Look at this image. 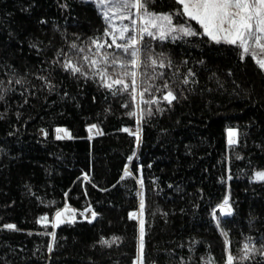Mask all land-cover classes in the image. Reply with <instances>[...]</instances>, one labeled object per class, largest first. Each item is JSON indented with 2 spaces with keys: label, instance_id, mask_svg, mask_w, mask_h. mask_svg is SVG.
Segmentation results:
<instances>
[{
  "label": "trees",
  "instance_id": "trees-1",
  "mask_svg": "<svg viewBox=\"0 0 264 264\" xmlns=\"http://www.w3.org/2000/svg\"><path fill=\"white\" fill-rule=\"evenodd\" d=\"M145 3L180 10L174 0ZM105 27L92 2L0 0V264H133L139 223L129 213L139 211L141 192L143 264H226L222 231L234 256L253 242L243 264H264V181L254 180L264 172V72L202 35L150 41L153 58L171 62L150 83L167 81L177 99L145 105L137 93L133 102L61 66L58 53ZM57 129L69 137L58 139ZM229 129L238 133L232 145ZM226 197L232 212L222 216ZM65 204L73 218L53 229Z\"/></svg>",
  "mask_w": 264,
  "mask_h": 264
},
{
  "label": "snow or ice",
  "instance_id": "snow-or-ice-1",
  "mask_svg": "<svg viewBox=\"0 0 264 264\" xmlns=\"http://www.w3.org/2000/svg\"><path fill=\"white\" fill-rule=\"evenodd\" d=\"M96 2L106 24L103 34L90 38V41L83 46L73 43L70 46L71 52L57 55L63 57L61 66L65 72L86 79H96L101 87L108 89L113 95L127 94L134 102L139 93L140 103L145 105H159L162 101H166L171 106L177 99L167 81L162 89L150 83L164 76V73L157 69L171 67V62L162 54L153 58L150 41H176L202 35L213 43L226 44L238 49L241 61L251 57L258 69L264 72V58H261L264 57V0H174L176 5L181 6L176 14L186 17L189 21H195L202 31L194 30L190 24L174 25L171 14H156L148 11L145 0H96ZM149 68L151 72L147 71ZM193 75L189 71L182 82L188 84L189 77ZM15 83L20 84L21 81L16 80ZM154 93L162 94L157 96ZM124 106L129 107L130 104ZM156 110L163 111L160 107ZM147 113L152 115L151 108L147 109ZM129 115L136 116L137 113L133 111ZM142 118L143 110L140 119ZM140 119H137V124L140 123ZM95 127L96 125H92L88 129L89 133ZM60 131L64 130L57 129V132ZM124 131L129 130L124 129ZM136 131L138 133L139 128ZM228 136L229 145L238 142L235 139L238 136L236 130L229 129ZM136 140L137 142L140 140L138 134ZM131 159L130 156L129 160ZM124 175H129L127 169ZM254 179L264 181V172H257ZM138 183L143 186L142 180ZM140 197L139 214L143 216L145 203L142 192ZM228 205L229 201L226 197L217 209L220 215H231L232 210ZM68 210L69 206L65 204L63 210L55 211L54 222L51 223L53 229L67 221L64 213ZM136 215V212H130L129 219H135ZM95 216L96 213L92 212V217ZM214 218H216L215 212ZM41 221L46 222L45 226H47L48 217H40L37 223ZM4 227L17 230L15 225L11 224ZM221 234L225 237L226 264H243V261L250 259L257 251L249 239L240 249V255L234 256L229 252L230 242L227 232L222 231ZM50 235L54 239L55 231ZM144 237L145 223L140 219L137 255L133 264H143ZM118 239L114 237L111 243ZM101 243L110 246L109 241L101 240ZM48 251H52L51 243L48 245ZM259 251L264 255V249ZM205 264H215V262L209 257Z\"/></svg>",
  "mask_w": 264,
  "mask_h": 264
},
{
  "label": "rangeland",
  "instance_id": "rangeland-1",
  "mask_svg": "<svg viewBox=\"0 0 264 264\" xmlns=\"http://www.w3.org/2000/svg\"><path fill=\"white\" fill-rule=\"evenodd\" d=\"M83 1H86V2H92V3H94L96 6H97V8H98V5H97V2H96V0H83ZM147 7V6H146ZM181 7V6H180ZM148 9V8H147ZM98 10L100 11V9L98 8ZM148 11H150V12H153V13H156V14H171V15H173V24L174 25H180V24H190L192 27H193V29L195 30V26L191 23L192 21H189V20H187V18L185 17V19H183V18H180L179 17V15H177L176 13V11L175 12H155V11H153V10H149L148 9ZM101 13V12H100ZM195 22V21H194ZM125 23H126V21H125ZM198 25V24H197ZM199 26V25H198ZM201 30V29H200ZM202 31V30H201ZM110 42V41H109ZM261 58H264V57H261ZM233 130V129H232ZM229 131V130H228ZM134 132V131H133ZM91 135H95V129L93 128L92 129V132L90 133ZM136 134H138V133H136ZM56 136L58 137H60V139H66V138H68L69 137V135H68V133L64 130V131H60V132H57V130H56ZM236 139V138H235ZM228 140H229V136H228V133H227V142H228ZM229 144V143H228ZM254 180H256V179H254ZM223 203V202H222ZM221 203V204H222ZM220 204V205H221ZM229 206V205H228ZM230 207V206H229ZM64 208V207H63ZM63 208L61 209V210H63ZM136 219L138 220V223H139V220L140 219H142V216H140V214H139V211H136ZM64 215L67 217V221H71L72 220V218H73V215H74V211L71 209V208H69V210L68 211H66L65 213H64ZM90 215H91V213H89V212H85V214H83V216L86 218V219H88L89 217H90ZM52 222H54V217H53V221ZM51 222V223H52ZM62 224V223H61Z\"/></svg>",
  "mask_w": 264,
  "mask_h": 264
},
{
  "label": "water",
  "instance_id": "water-1",
  "mask_svg": "<svg viewBox=\"0 0 264 264\" xmlns=\"http://www.w3.org/2000/svg\"><path fill=\"white\" fill-rule=\"evenodd\" d=\"M233 130H235V129H233Z\"/></svg>",
  "mask_w": 264,
  "mask_h": 264
}]
</instances>
